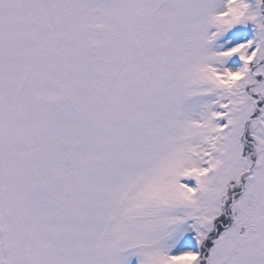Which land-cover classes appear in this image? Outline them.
I'll use <instances>...</instances> for the list:
<instances>
[{
  "label": "snow or ice",
  "instance_id": "1",
  "mask_svg": "<svg viewBox=\"0 0 264 264\" xmlns=\"http://www.w3.org/2000/svg\"><path fill=\"white\" fill-rule=\"evenodd\" d=\"M0 264H264V0H0Z\"/></svg>",
  "mask_w": 264,
  "mask_h": 264
}]
</instances>
